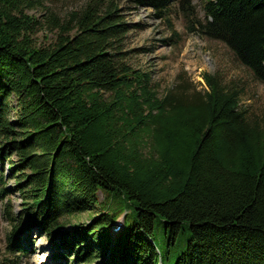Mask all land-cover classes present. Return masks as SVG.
<instances>
[{"label":"trees","instance_id":"16d2710c","mask_svg":"<svg viewBox=\"0 0 264 264\" xmlns=\"http://www.w3.org/2000/svg\"><path fill=\"white\" fill-rule=\"evenodd\" d=\"M44 1L0 0V197L20 196L17 210L3 205L6 249L22 253L33 226L52 257L79 263L264 264V107L246 112L239 89L207 71L200 88L177 74L158 95L118 56L126 24L111 0L62 19ZM177 1L187 31L264 81V0H202L201 17ZM43 25L56 28L45 43ZM83 211L90 221L63 227Z\"/></svg>","mask_w":264,"mask_h":264},{"label":"rangeland","instance_id":"374dc122","mask_svg":"<svg viewBox=\"0 0 264 264\" xmlns=\"http://www.w3.org/2000/svg\"><path fill=\"white\" fill-rule=\"evenodd\" d=\"M85 0H45L48 9L58 16L65 17L70 11L79 8ZM106 1V0H101ZM118 8L117 13L125 22L126 29L116 41L120 60L129 67L145 71L149 75V82L158 95L179 80L177 74L195 88L203 86L200 76L202 71L216 73L221 82L232 84L239 89V105L248 113H257L264 107V81L255 79L250 70L238 62L232 51L220 40L193 31H187L184 26L182 13L177 0H169L166 13L158 16L155 8L149 4L135 0H111ZM193 10L197 16H202V0H191ZM44 20V11L33 10ZM42 13V14H41ZM42 15V17L40 16ZM44 22V21H43ZM44 24V23H42ZM55 27L43 25L34 32L39 42H47L53 38ZM172 30L175 33H172ZM6 186H12L13 178H5ZM20 196L17 191H10L0 197V259L11 260L10 264H87L73 260L69 253L66 257H52V246L49 238L36 227H29L25 250L22 253L9 252L6 249V235L10 229V222L3 214V205L8 203L13 211L19 208ZM92 217L99 215L98 210L92 211ZM118 215L110 224L113 227ZM67 220V218H66ZM75 221H90L85 211L70 217L63 227L68 228ZM155 234L161 233V223L155 222ZM20 241L25 239V232L20 233ZM98 258L91 263L96 264Z\"/></svg>","mask_w":264,"mask_h":264}]
</instances>
